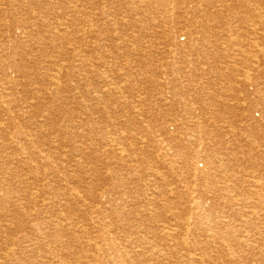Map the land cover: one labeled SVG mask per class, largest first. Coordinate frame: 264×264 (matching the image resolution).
<instances>
[{
	"label": "rangeland",
	"instance_id": "rangeland-1",
	"mask_svg": "<svg viewBox=\"0 0 264 264\" xmlns=\"http://www.w3.org/2000/svg\"><path fill=\"white\" fill-rule=\"evenodd\" d=\"M158 1L0 0V264H264V0Z\"/></svg>",
	"mask_w": 264,
	"mask_h": 264
},
{
	"label": "bare ground",
	"instance_id": "bare-ground-1",
	"mask_svg": "<svg viewBox=\"0 0 264 264\" xmlns=\"http://www.w3.org/2000/svg\"><path fill=\"white\" fill-rule=\"evenodd\" d=\"M167 0H159L158 2H156V3H152L153 5L154 4H160V5H162V6H165V5H167ZM228 4V3H227ZM153 7V6H152ZM198 8V10H203V9H205V8H201V7H197ZM175 9V8H174ZM174 9H172V10H174ZM170 10V9H169ZM194 9H192V11H193ZM167 11V10H166ZM175 11H177V10H175ZM184 11V10H183ZM204 11V10H203ZM146 12V11H145ZM174 12V11H173ZM178 12V11H177ZM180 12V11H179ZM178 12V13H179ZM200 12V11H199ZM172 13V12H171ZM194 13V11L193 12H191V11H189L188 10V14L189 15H191V14H193ZM169 14H170V11H169ZM175 14V13H174ZM183 14V13H182ZM186 15H187V13H185ZM184 14V15H185ZM204 14H205V12H204ZM210 14V13H209ZM195 15V14H194ZM194 15H192L193 17L192 18H195L194 17ZM197 15V14H196ZM200 15V14H199ZM174 16V15H173ZM205 16H207V14L205 15ZM209 16V15H208ZM207 16V17H208ZM219 16V15H218ZM220 16H222L221 14H220ZM178 17H180V16H177V18ZM191 17V16H190ZM200 16H198V18H199ZM211 17V16H210ZM202 19V18H201ZM204 19H207L206 17L204 18ZM177 20V19H176ZM172 21V20H171ZM205 20H203V22H204ZM184 22H185V20H184ZM191 22V21H190ZM196 22V21H195ZM202 22V23H203ZM176 23V22H175ZM149 24V23H148ZM193 24V23H192ZM182 25V24H181ZM205 26L204 27H206L207 28V25L206 24H204ZM164 28V27H163ZM176 28V27H175ZM205 29V28H204ZM178 34V33H177ZM184 38L182 39V40H184V39H187V37H185L186 36V34H181ZM209 35V34H208ZM190 36V35H189ZM217 36V35H216ZM179 37H180V35H179ZM179 37L177 36V39H179ZM137 39H139V38H137ZM141 39V38H140ZM258 61V60H257ZM60 76H58V78H59ZM61 78V77H60ZM55 80H56V78H54ZM45 80V79H44ZM60 80V79H59ZM56 82V81H55ZM58 82H61V81H58ZM59 84H61V83H59ZM58 85V84H57ZM170 126V125H169ZM166 128V127H165ZM169 132V131H168ZM236 140V139H235ZM88 149V148H87ZM84 153V152H83ZM82 154V153H81ZM97 155V154H96ZM85 156H86V153H85ZM98 156H99V154H98ZM138 159V158H137ZM144 159V158H143ZM68 176V175H67ZM69 177V176H68ZM5 183V182H4ZM77 184V183H76ZM5 185V184H4ZM0 186H1V184H0ZM4 187V186H3ZM6 187V186H5ZM202 187V186H201ZM158 188V187H157ZM209 188V187H208ZM5 189V188H4ZM63 190V189H62ZM215 191V190H214ZM221 191V190H220ZM6 193V192H5ZM192 193H194V192H192ZM200 194V193H199ZM202 196V195H201ZM4 197V196H3ZM195 197V196H194ZM201 199V198H200ZM204 199H206V198H204ZM194 200V199H193ZM212 200V199H211ZM214 200H216V199H214ZM219 200V199H218ZM4 201V200H3ZM204 201V200H203ZM207 201V200H206ZM20 202V201H19ZM225 203V202H224ZM202 205V204H201ZM64 207V206H63ZM158 207V206H157ZM196 207V206H195ZM195 207H194V210H195ZM206 207V206H205ZM226 207V206H225ZM197 208V207H196ZM157 209V208H156ZM206 209V208H205ZM213 210V209H212ZM200 211V210H199ZM201 212V211H200ZM6 213V212H5ZM146 213V212H145ZM12 215V214H11ZM102 215H106V214H101V216ZM6 216V215H5ZM8 216H10V215H8ZM12 216H14V214L12 215ZM109 216V215H108ZM247 216H249V215H247ZM103 217H105V216H103ZM110 217H108V219H109ZM171 219L173 218V217H170ZM14 219H15V217H14ZM247 219V218H246ZM11 220V219H10ZM107 220V219H106ZM110 220V219H109ZM173 220V219H172ZM8 221V220H7ZM12 221H13V219H12ZM135 221V220H134ZM63 222V221H62ZM67 222V221H66ZM138 222V221H137ZM136 222V223H137ZM65 223V222H64ZM220 224V223H219ZM139 225V224H138ZM208 226H210V225H208ZM139 228V227H138ZM141 230L142 229H144V228H140ZM202 229V228H201ZM145 230V229H144ZM144 230H142V232L141 233H143V231ZM204 230V229H203ZM213 230V229H212ZM165 231H167V230H165ZM172 231V230H171ZM201 231V230H200ZM191 232V231H190ZM186 234H189V233H186ZM205 234V233H204ZM225 235L226 236H228L224 241H229V240H231L232 238H235V239H239L240 238V235H239V233H238V231L236 230V229H229V231H227V232H225ZM177 235H172L171 233H170V231L168 230V232L166 233V237H176ZM165 237V236H164ZM212 237L211 236H209V238H208V236H207V240H206V242L205 241H203V242H200V243H196V245L195 246H193L191 249L189 248V249H187L186 247L185 248H176V247H174L173 245H170L169 244V247L171 248V249H175L174 251L176 252V253H171V254H169V255H171L172 257H175V256H179L181 253L183 254L184 253V255L187 257L188 256V258H186V260H187V262H188V264H192L191 262H196V264H202L203 262H204V260L200 257V256H198L196 253L198 252V254H210V253H214V249H216V248H223L224 249V246L223 245H217L216 246V244H217V242H216V240L215 239H211ZM246 238V237H245ZM78 242V241H77ZM89 241H87V243H88ZM108 242L110 243V244H107V246L109 247V248H105V246L102 244L101 246H103V247H97L96 248V251L93 253V255L92 256H88L87 258H84L83 259V261L81 260V264H93L94 262H98L97 260H96V258L98 259H100L99 261H101L102 263L101 264H165L164 262L165 261H169V260H166V257L168 256V254H162V253H160V252H158L157 250H155L154 248H152V250L149 252V251H144V252H140V251H137V252H133V253H135V255H133L132 254V252H130V251H127V252H122V250L118 247V245L114 242V240H112V238L110 239V240H108ZM107 242V243H108ZM205 242V243H204ZM86 243V242H85ZM90 243H92V242H90ZM226 243V242H225ZM94 244V243H93ZM148 244V243H147ZM86 245V244H85ZM97 245V244H96ZM95 245V246H96ZM106 245V244H105ZM120 245V244H119ZM145 246V245H144ZM148 246H149V244H148ZM242 246V245H241ZM89 247V246H88ZM141 247V246H140ZM92 248V247H91ZM95 248V247H94ZM127 248V247H126ZM214 248V249H213ZM232 248V247H231ZM137 248H135L134 250H136ZM142 249V248H141ZM124 250H125V248H124ZM143 250V249H142ZM109 251H111V253L109 254L108 252ZM190 251H193V252H195L194 254H191V252ZM93 252V251H92ZM71 255V254H70ZM111 256H113L112 258L113 259H111ZM182 256V255H181ZM197 256L199 257V258H197ZM96 257V258H95ZM180 257V256H179ZM82 258V257H81ZM80 258V259H81ZM205 260H206V262H208V260L205 258V257H203ZM64 259V258H63ZM62 259V260H63ZM78 259V258H77ZM236 259V258H235ZM245 259V258H244ZM57 260V259H56ZM96 260V261H95ZM79 261V260H78ZM77 261V262H78ZM61 262H63V261H61ZM244 262H246V261H244ZM95 264V263H94ZM97 264V263H96ZM233 264V263H232Z\"/></svg>",
	"mask_w": 264,
	"mask_h": 264
}]
</instances>
